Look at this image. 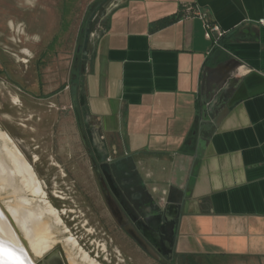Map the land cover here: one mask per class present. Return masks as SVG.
<instances>
[{
    "label": "crops",
    "instance_id": "crops-1",
    "mask_svg": "<svg viewBox=\"0 0 264 264\" xmlns=\"http://www.w3.org/2000/svg\"><path fill=\"white\" fill-rule=\"evenodd\" d=\"M103 7L102 30L81 51L80 83L73 57L54 88L36 67L30 77L10 74L20 118L5 114V132L34 139L60 179L92 181L100 156L110 173H132L150 210L172 211V255L264 264V0ZM188 9L222 35L207 39Z\"/></svg>",
    "mask_w": 264,
    "mask_h": 264
},
{
    "label": "rangeland",
    "instance_id": "rangeland-1",
    "mask_svg": "<svg viewBox=\"0 0 264 264\" xmlns=\"http://www.w3.org/2000/svg\"><path fill=\"white\" fill-rule=\"evenodd\" d=\"M103 8V0H0V61L4 62L9 76L20 70L23 77H30L36 67L50 88H54L60 78L67 80L65 65L71 57L77 55L80 58L82 49L94 43L95 39L89 35L84 38L88 19L92 30L97 24L102 26L97 11ZM11 81L5 79L0 67V130L3 132L9 127L5 114L13 116V123L19 122L20 118L17 115L19 109L9 103L10 89L13 90ZM10 139L36 176L37 172L51 173L47 179L39 180L60 221L56 226L51 219L43 217L52 233L51 243L61 244L64 254H68L76 264H82L76 253L62 243L67 237L73 238L82 251L99 264H154L132 242L123 241L122 233L115 230V224L100 205L91 181L75 182L67 176L60 179L52 175L57 173V168L43 164L44 153L39 147L36 149L34 139L24 142ZM36 155L39 160L33 162ZM24 196L20 191L15 193L11 190L0 194V209L13 207L17 210L15 200ZM33 204H36L35 208H32ZM38 206V203H30L21 209L36 213ZM9 221L15 228L14 221L10 218ZM127 242L131 248L125 244ZM203 264L215 262L208 260Z\"/></svg>",
    "mask_w": 264,
    "mask_h": 264
},
{
    "label": "flooded vegetation",
    "instance_id": "flooded-vegetation-1",
    "mask_svg": "<svg viewBox=\"0 0 264 264\" xmlns=\"http://www.w3.org/2000/svg\"><path fill=\"white\" fill-rule=\"evenodd\" d=\"M0 67L5 79L11 81L4 62L0 61ZM38 160L39 158L36 157L35 162ZM92 169L91 183L100 205L106 211L112 223L115 224V230L122 233L123 241L132 242L154 264H189L192 262L172 255L171 243L173 237L170 233L172 229V223L170 222L172 211L168 208L164 211L150 210L148 205L143 203L144 198L135 190L136 180L132 173L125 172L122 175L110 173L108 165L103 164V156L99 157ZM37 178L38 180L41 179L39 176ZM35 207L36 204H33L32 208ZM115 207L118 208L122 217L116 215ZM59 235L55 236L59 238ZM138 241L142 242L148 251L144 250ZM128 242L125 243L127 246ZM128 247L131 248L130 245ZM53 253L57 254L59 263L67 264L64 257V248L61 244H54L50 251L43 254L41 259L48 260ZM36 264H41L40 258H37ZM195 264L203 263L195 261Z\"/></svg>",
    "mask_w": 264,
    "mask_h": 264
},
{
    "label": "bare ground",
    "instance_id": "bare-ground-1",
    "mask_svg": "<svg viewBox=\"0 0 264 264\" xmlns=\"http://www.w3.org/2000/svg\"><path fill=\"white\" fill-rule=\"evenodd\" d=\"M10 190L15 193L20 191L25 196L15 200L17 210L13 207L0 209V240L9 248L25 251L34 262L50 251L54 244L51 243L52 233L43 217H48L57 226L60 225L58 213L46 200L32 167L10 137L0 130V194ZM30 203L39 204L36 213L24 212L21 209V206ZM8 217L12 221L15 219V228L11 226ZM62 243L71 252L76 253L82 264H99L84 253L73 238L67 237ZM5 248L9 250L7 246ZM0 249L6 251L3 246H0ZM64 257L67 264H76L68 254H64Z\"/></svg>",
    "mask_w": 264,
    "mask_h": 264
},
{
    "label": "water",
    "instance_id": "water-1",
    "mask_svg": "<svg viewBox=\"0 0 264 264\" xmlns=\"http://www.w3.org/2000/svg\"><path fill=\"white\" fill-rule=\"evenodd\" d=\"M83 70V69H82ZM115 213L117 216H121L120 211L118 210V208L115 207ZM122 217V216H121ZM171 236L173 237V228L170 230ZM171 237V238H172ZM140 246L148 251L147 247L140 241H138ZM0 246H3L4 249L6 250V246L7 248H9L8 245H6L4 242H2L0 240ZM57 254L53 253L48 260H41V264H61L59 263L57 260ZM56 259V260H54ZM13 260V262H12ZM0 264H36V260L33 262V260H31L30 256L26 254V252L21 251V250H17V249H12L11 247L9 248V250L7 251H2L0 249Z\"/></svg>",
    "mask_w": 264,
    "mask_h": 264
},
{
    "label": "built area",
    "instance_id": "built-area-1",
    "mask_svg": "<svg viewBox=\"0 0 264 264\" xmlns=\"http://www.w3.org/2000/svg\"><path fill=\"white\" fill-rule=\"evenodd\" d=\"M192 10V11H191ZM189 13H192L195 16H198L200 19H202L204 21V28H205V37L207 39H211L212 33H216L218 37H220L222 34L219 32V29L217 26L210 24L207 20H206V15L199 12L198 10H194L193 9H188ZM258 23L262 26H264V21L263 20H259ZM97 29V30H96ZM96 29L92 30L89 34V38H94L97 39L99 36V33L102 30V26L100 24H97ZM104 246V244H103Z\"/></svg>",
    "mask_w": 264,
    "mask_h": 264
},
{
    "label": "trees",
    "instance_id": "trees-1",
    "mask_svg": "<svg viewBox=\"0 0 264 264\" xmlns=\"http://www.w3.org/2000/svg\"><path fill=\"white\" fill-rule=\"evenodd\" d=\"M105 1V0H103ZM174 19L168 20L166 23L173 22ZM84 67V62L81 60V58H77V55L75 56V59L73 60V74H75L76 79L75 82L80 83L82 81L83 72L82 68ZM189 264H195V262H190Z\"/></svg>",
    "mask_w": 264,
    "mask_h": 264
}]
</instances>
